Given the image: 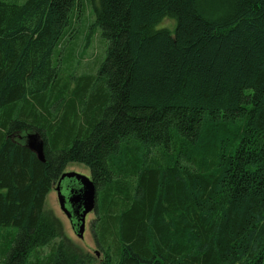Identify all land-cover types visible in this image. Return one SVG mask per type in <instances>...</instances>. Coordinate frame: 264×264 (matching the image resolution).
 <instances>
[{
    "label": "trees",
    "instance_id": "16d2710c",
    "mask_svg": "<svg viewBox=\"0 0 264 264\" xmlns=\"http://www.w3.org/2000/svg\"><path fill=\"white\" fill-rule=\"evenodd\" d=\"M83 2L105 57L73 85ZM71 163L100 257L45 209ZM0 264H264V0H0Z\"/></svg>",
    "mask_w": 264,
    "mask_h": 264
},
{
    "label": "rangeland",
    "instance_id": "374dc122",
    "mask_svg": "<svg viewBox=\"0 0 264 264\" xmlns=\"http://www.w3.org/2000/svg\"><path fill=\"white\" fill-rule=\"evenodd\" d=\"M5 1L22 3L25 0ZM81 7L82 8L77 7L75 9L74 17L68 28L71 36L69 35L70 38L63 48L64 59L61 67V74L71 77L73 85L77 77L81 75L88 76L90 75L88 73H91L92 70L94 73L96 72L97 68L105 57L106 48V40L100 35L99 28L92 25L94 16L91 14L90 7L85 2H83ZM175 25V20L165 18L156 25V28L167 26L168 29L173 30ZM70 171L90 177L88 168L78 163H71L67 165L63 173ZM56 195L57 193L54 189L48 193L45 200V209L54 213V215L61 221L63 225L64 235L69 237L72 242L76 244L82 251L88 252L90 254H94L95 251H97V257H100L101 253L99 248L96 246L93 231L91 229V221L94 217V213L91 212L87 215L83 237L78 238L70 227L67 218L61 211ZM4 229H6L4 231H8L9 233L16 231V228L12 226L5 227ZM57 240L58 239H55L54 241ZM50 244L44 246V248H48Z\"/></svg>",
    "mask_w": 264,
    "mask_h": 264
},
{
    "label": "water",
    "instance_id": "95a60500",
    "mask_svg": "<svg viewBox=\"0 0 264 264\" xmlns=\"http://www.w3.org/2000/svg\"><path fill=\"white\" fill-rule=\"evenodd\" d=\"M25 145L36 154L37 158L41 161H44L43 155V146L44 142L40 138L37 133H28L25 136ZM73 178L79 184V189L73 195V201L78 203V207L81 209L79 212H70L65 207L66 197L60 191V183L64 179ZM55 191L57 193V200L59 207L63 214L67 217V219H74V233L78 238L83 237V233L86 225V216L95 211V202H96V188L91 179V177H87L83 174H79L76 172H64L62 173L55 186ZM96 256H98V252L95 251Z\"/></svg>",
    "mask_w": 264,
    "mask_h": 264
},
{
    "label": "flooded vegetation",
    "instance_id": "af4514ba",
    "mask_svg": "<svg viewBox=\"0 0 264 264\" xmlns=\"http://www.w3.org/2000/svg\"><path fill=\"white\" fill-rule=\"evenodd\" d=\"M55 186H56V184L54 185V188H53L54 190H55ZM59 188H60L61 193L64 194L66 197L65 207L70 212H76L77 213V212L81 211V209L78 207L79 204L72 200L73 195L79 189L78 182H76L73 178H70V179L65 178L64 180L61 181ZM92 213H94V212H92ZM67 220L69 222L70 227L73 230L74 226H75L74 219L71 218V219H67Z\"/></svg>",
    "mask_w": 264,
    "mask_h": 264
},
{
    "label": "bare ground",
    "instance_id": "6f19581e",
    "mask_svg": "<svg viewBox=\"0 0 264 264\" xmlns=\"http://www.w3.org/2000/svg\"><path fill=\"white\" fill-rule=\"evenodd\" d=\"M57 196V195H56ZM69 207V206H68Z\"/></svg>",
    "mask_w": 264,
    "mask_h": 264
}]
</instances>
